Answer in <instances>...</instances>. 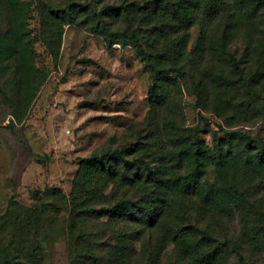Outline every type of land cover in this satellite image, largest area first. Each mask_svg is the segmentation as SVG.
Returning <instances> with one entry per match:
<instances>
[{
	"label": "rangeland",
	"instance_id": "1",
	"mask_svg": "<svg viewBox=\"0 0 264 264\" xmlns=\"http://www.w3.org/2000/svg\"><path fill=\"white\" fill-rule=\"evenodd\" d=\"M122 2L0 0V221L12 201L37 204L49 188L71 195L94 154L168 136L179 144L150 151L168 155L190 186L173 189L168 227L191 219L202 252L264 264V0L187 1L180 10V0H158L155 21L137 13L140 40ZM111 4L118 8L103 11ZM156 9L169 14L163 33ZM246 42L241 74L229 59L235 50L243 58ZM89 226L87 263L123 264L110 255L123 224L94 215ZM8 232L0 264H24L11 260ZM205 232L217 234L213 246ZM173 247L159 264L174 262ZM45 249L41 264H72L59 232Z\"/></svg>",
	"mask_w": 264,
	"mask_h": 264
},
{
	"label": "trees",
	"instance_id": "2",
	"mask_svg": "<svg viewBox=\"0 0 264 264\" xmlns=\"http://www.w3.org/2000/svg\"><path fill=\"white\" fill-rule=\"evenodd\" d=\"M122 1L119 7L123 9L125 23L132 37L140 40L137 13L140 10L148 21H155L156 14L153 11L158 0ZM187 1L191 5L198 4L197 0H180L176 3L178 10L179 5L185 6ZM112 8H118V4L105 5L103 11ZM156 11L160 14L158 28L163 33L169 25V14L162 9ZM193 17L191 21L197 18ZM244 27L237 22L234 26L236 34ZM244 48V59L240 58L237 50L229 59L233 70L241 74L242 70H248L249 43L246 42ZM256 50L259 53V48ZM150 137L149 143L145 140L149 137H141L134 143L132 151L131 147H126L113 153H96L84 160L74 179L71 195L49 188L48 198L42 199L39 197L41 193H38L37 204L25 206L12 201L6 217L0 221V232L4 227L7 228L9 247L16 255L11 256V260L41 264L46 246L52 243L59 232L69 245L70 255H73L72 264H76V260L79 264H88V258L92 257L88 238L91 226L88 227V221L97 215L123 224L116 245L110 243L113 248L110 255H117L123 264H159L162 249L169 244H174L172 254H175V259L172 264H222V250L215 248L202 252L201 238L193 240L194 226L191 225V219H187V224L179 219L175 228L168 227L167 208L175 196L173 189L188 190L190 186L186 184L188 176L177 172L181 169L178 165L169 166L165 162L168 155L158 153L155 149L150 151V148L159 149L157 147L160 146L163 150L173 141L175 145L179 144L180 139L173 140L168 136L160 139L155 135ZM203 237L205 244L213 246L217 234L205 232ZM37 251L41 254L36 255ZM43 264H47L46 261Z\"/></svg>",
	"mask_w": 264,
	"mask_h": 264
}]
</instances>
